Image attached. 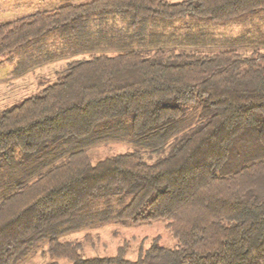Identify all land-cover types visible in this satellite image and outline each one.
<instances>
[{
    "label": "trees",
    "instance_id": "1",
    "mask_svg": "<svg viewBox=\"0 0 264 264\" xmlns=\"http://www.w3.org/2000/svg\"><path fill=\"white\" fill-rule=\"evenodd\" d=\"M263 10L264 0H92L1 21L0 55L41 39L49 49L57 34L88 56L0 111V167L16 154L26 164L57 158L0 200V264H16L50 230L51 264H264V29L218 33ZM117 18L125 32L108 26ZM95 20L112 33L79 29ZM123 125L136 139L163 132L153 150L164 154L132 149L94 162L88 147ZM112 196L116 218L160 219L176 246L156 237L130 260L125 245L89 257L79 240L59 238L93 222L95 202Z\"/></svg>",
    "mask_w": 264,
    "mask_h": 264
},
{
    "label": "rangeland",
    "instance_id": "2",
    "mask_svg": "<svg viewBox=\"0 0 264 264\" xmlns=\"http://www.w3.org/2000/svg\"><path fill=\"white\" fill-rule=\"evenodd\" d=\"M89 1L92 0H0V19L4 17L13 19L16 16L29 14L36 10L57 9L69 3L79 4ZM170 1L179 2L182 0ZM89 22L82 23L79 29L84 30L86 24L88 28L94 27L96 30L99 28L105 30L106 28L108 34L112 33L108 29L109 27L104 23H99L98 20ZM253 22L263 26L264 29V10L257 16H246L244 20L224 25L218 29V33L231 36L238 35L245 30L247 24ZM107 23L108 26L116 25V29L124 32L128 29V22L124 19H110ZM73 33L72 30L71 34L73 35ZM54 38L51 36L48 39L49 49H41L45 44L44 40L41 39L0 55V111L18 105L34 94L41 93L45 86L57 81L61 71L66 69L70 60L88 56V53L80 52L84 48H75L73 44H67L66 40L64 42V36L55 34ZM61 40L64 43L61 48L67 49L56 47H59L58 42ZM140 45L141 43L135 44V46ZM54 47L55 49H53ZM48 52L52 53L48 54ZM198 114L199 110H190L179 125L180 131L192 125ZM108 134L109 136L105 140L88 147L94 162L115 152L132 149L142 150L151 160L164 154V151L153 150L154 143L161 139L163 132L156 133L148 140L136 139L131 136L129 127L123 125L108 130ZM57 146L59 149L63 147L59 144ZM72 147L74 146L68 145V148ZM20 158L21 156L16 154L11 161H2L3 167H0V200L12 192V185L16 181L29 178L32 180L38 172L57 160L56 157L48 155L34 158L32 162L27 163L30 166L27 167L28 172L26 173V168L21 166L27 164L26 162L21 163ZM15 166L17 169H14ZM119 206L120 202L117 196L99 198L92 207L94 221L79 228L62 230L58 234L59 238L61 240H79L82 243V252L89 257L114 256L118 254L120 247L125 245L124 256L130 260H136L140 250L148 248L156 237L160 239L162 245L176 246V239L165 228L162 220L138 223L122 221L115 217ZM52 231L50 230V232ZM50 232L39 239L28 252L21 256L16 264H51L57 261V258L48 250Z\"/></svg>",
    "mask_w": 264,
    "mask_h": 264
},
{
    "label": "crops",
    "instance_id": "3",
    "mask_svg": "<svg viewBox=\"0 0 264 264\" xmlns=\"http://www.w3.org/2000/svg\"><path fill=\"white\" fill-rule=\"evenodd\" d=\"M1 12H2V10H1ZM7 19H9V18L8 17H4V18L0 19V22L4 21V20H7Z\"/></svg>",
    "mask_w": 264,
    "mask_h": 264
}]
</instances>
